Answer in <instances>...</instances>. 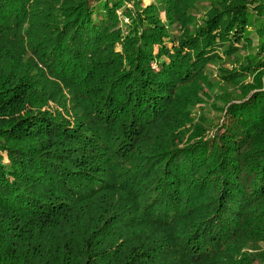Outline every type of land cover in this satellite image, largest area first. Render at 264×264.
Here are the masks:
<instances>
[{
  "label": "trees",
  "instance_id": "16d2710c",
  "mask_svg": "<svg viewBox=\"0 0 264 264\" xmlns=\"http://www.w3.org/2000/svg\"><path fill=\"white\" fill-rule=\"evenodd\" d=\"M32 1L62 11L0 20V264H263L264 0Z\"/></svg>",
  "mask_w": 264,
  "mask_h": 264
},
{
  "label": "rangeland",
  "instance_id": "374dc122",
  "mask_svg": "<svg viewBox=\"0 0 264 264\" xmlns=\"http://www.w3.org/2000/svg\"><path fill=\"white\" fill-rule=\"evenodd\" d=\"M151 2H152V0H142L141 4L143 6H147ZM127 3H128L127 4L128 8L131 9V6H133L135 2H129L128 1ZM22 4H23V6L25 4L24 9L22 11L16 12L15 10H13V11H11V13H9V12H7V10H5L0 16V20L3 22V24H5L6 28L8 29V33H14L16 35L18 33H24V32L27 33V21H26L25 17H28L32 11H34L35 13H38L40 15V17L44 16V14L46 13V17H52V18H56V17L59 18L60 17L59 12L62 11V9L60 8V3H58V2H56L57 6H54L51 3L44 2L42 5L39 4L40 5L39 7H34V5L32 6L33 1L28 2V0L22 1ZM34 4H35V1H34ZM117 14H118V16L121 15L120 10H117ZM159 16L162 20H164L165 16H164L163 11L159 14ZM39 19H42V18H39ZM13 22H16V23L13 24ZM127 22L129 23V19H127ZM16 24H19L18 27L16 26ZM120 28L123 30V33H124L125 32L124 28L123 27H120ZM253 43H254V45H256L255 41ZM120 49H121V46H119L118 50H120ZM234 67L235 66L231 62H228V61H224L219 66V68H224L227 70L234 69ZM212 69H215V68L212 67ZM213 74L217 75L216 72L215 73H209V74L205 75L203 80H202L203 82H206V84H207V85H203V90L206 92L207 97H205L204 103H202V104L198 103L200 108H197V107L195 108L196 110H199L201 112V114H203L202 113L203 112L202 107L212 103V100L215 98V96H214L215 94L208 88V86L211 85L208 80ZM96 86H97V84H96ZM98 86H97V88H98ZM216 92L219 93L220 90L218 89ZM95 95H98L99 96L98 98L102 99V96L100 93H95ZM108 99H110V101H111L110 115H115V114L121 113L126 108H128V104H126L124 107H122V106L119 107V103L121 102V99H111V97ZM26 108H28V107H26ZM32 108H35L36 111H39V110L45 111L48 114H56L58 111H60L62 114L65 115V118L70 121V123H71L70 125H73L72 124L73 123V121H72L73 116L67 115L66 112H64V110L58 109L52 103H48L46 105H41L39 108H37L36 106H34ZM32 108H30L29 110H31ZM101 113H103V112H101ZM201 114H198L196 120L198 119V117H200ZM215 115H220V112L219 111H212V112H210V115L208 117L215 119V117H214ZM214 121H217V120H214ZM188 127H192L193 130L195 131L196 128H198V124L195 123L193 126L189 125ZM209 131H213V128L210 127ZM256 249L259 251V253L257 254L258 257L264 259V248H261V247L256 245ZM263 264H264V262H263Z\"/></svg>",
  "mask_w": 264,
  "mask_h": 264
}]
</instances>
